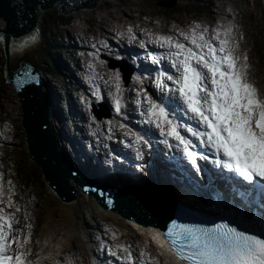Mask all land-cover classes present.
<instances>
[{"label":"snow or ice","instance_id":"obj_1","mask_svg":"<svg viewBox=\"0 0 264 264\" xmlns=\"http://www.w3.org/2000/svg\"><path fill=\"white\" fill-rule=\"evenodd\" d=\"M199 27L181 32L183 41L173 36L154 38V43L168 49L166 55L174 71L157 72L155 86L167 98L162 96L157 100L146 91L138 93L141 115L145 123L159 131L163 137L161 143L171 149L170 140L176 141L177 150L182 151L193 166L198 155L195 149L203 147L212 152L215 164H223L244 181L251 183L256 177L264 180V98L248 82L247 56H243V63L239 62L236 56L239 46L231 25L214 30L215 35L211 37L206 36L207 28L198 33ZM159 59L152 56L154 64H158ZM30 75L27 71L24 73L25 77ZM115 78L119 94L118 72ZM165 81L173 86L169 87ZM30 82L25 78L18 81V86ZM94 94L97 100L101 99L98 92ZM177 108L183 110L185 116L191 114L188 118L194 120L197 127L180 123L175 115ZM115 111L121 112L120 98L115 99ZM181 129L199 141V145L182 134ZM129 133L135 137V144L149 143L142 134L131 129ZM136 151L143 155L140 147ZM14 194L12 181H8L5 190L0 175V264H40V253L33 259L29 246L31 225H25L27 235L16 227L20 223L16 216L20 206L13 201ZM24 218L28 220L27 212ZM164 235L170 251L184 264H264V238L238 230L229 223L204 227L173 220ZM118 247L131 259L128 246Z\"/></svg>","mask_w":264,"mask_h":264},{"label":"rangeland","instance_id":"obj_2","mask_svg":"<svg viewBox=\"0 0 264 264\" xmlns=\"http://www.w3.org/2000/svg\"><path fill=\"white\" fill-rule=\"evenodd\" d=\"M105 1L106 2L105 3L103 2V4L99 2L97 8H95L98 9L97 11L95 9L93 10L94 12H92V10L80 11V12L86 11L87 13L85 14V16L82 15V17L75 18V14H76L75 13L71 23L67 27L54 25L53 20H49L50 25L53 26L54 33L60 34L66 32V30L69 31L79 30V32H81L80 29H75L77 25H80L82 27L81 29H83L82 36L84 35L92 36L94 34L103 33L102 30L108 29L107 26H104L102 27V29H100L101 27L98 24L88 22L90 20V17L88 16L89 13H91V15L93 16L95 12H98L97 16L100 17L101 15L103 17H106L107 15L111 14L110 17L112 19L113 22L112 26L114 28L122 26L121 24L125 22L127 24L138 23L141 25L140 32L144 30H147L149 32L152 31L154 32V30L156 31V28L154 26L155 22L169 23L172 20L178 22H188L191 20L211 21L222 17V19L220 20H222L224 23L225 22L232 23L234 21V17L236 13L235 7L239 8L240 10H244L247 13L248 18L246 17V20H243V22L245 24V29H247L248 41L250 42V50H252L251 52L253 56L254 73H255L254 76L256 78V81H253L252 83L257 89V93L259 94V96L261 98H264V90H263L264 87L263 89L260 87L261 83L264 85V76H262L264 75V69H261L262 67H264V63H261V65L259 64L258 56L256 54L253 45L254 39H256L257 49L259 52H260V46H264V4L262 0H208V1L202 0L204 4H201L202 5L201 8L199 6L193 5L194 3L191 2V0L190 3L188 2V0H108V1L105 0ZM215 2L218 3V5H216ZM163 3H172L173 6L172 8H170V10L177 11L176 14L173 16H169L168 14L171 15V12L165 11L168 8H166L167 6L163 5ZM55 9L56 8L52 10H44L43 16L40 18V28L42 27L44 28L43 20L46 18V16L49 13H55ZM197 10H201L203 13ZM139 12L142 13V17H145L144 20L146 21L132 20L134 19V17H131V15L137 14L138 16ZM85 18L88 21H86ZM144 23L147 25H145ZM4 28H5V23L0 20V30H3ZM109 35H113V33L108 32V36ZM93 37L96 36L94 35ZM41 38L42 37H40V39ZM56 38L57 37L53 38L52 40H55ZM110 39L113 38L111 37ZM0 40L4 41L3 39ZM52 40L46 43L47 48H48V43H51ZM103 42L111 45L108 41L104 40ZM65 43L67 44L68 42ZM2 45L4 46L3 43ZM74 45L76 46L75 47L76 51L82 49L81 44L75 43ZM244 45H245V40H242V46ZM109 50H111V47H108L107 50L104 51H109ZM28 53H35V51L31 50ZM127 53L129 54L130 51L127 50ZM34 56L37 57L36 54ZM38 56H39L37 61V65H39L38 69L43 72L46 68H48L47 60H50V58L47 56L44 50H40V52H38ZM40 56L46 58L47 60L42 61L40 59ZM0 57L2 60L3 54H0ZM21 57L22 56L12 57L13 70L17 67ZM4 58L7 61V57L5 54H4ZM4 80H5L4 72L2 70V67H0V82H4ZM50 82L51 84H53L52 81ZM4 83H5L4 95L1 102L5 110L2 111V113H5L7 115L8 118L7 123L11 125L12 129H14L13 133L16 136V148L20 146L22 147L25 146L27 148L26 133L23 132V127H22L23 113H22L21 100L18 98L17 92L15 91L13 85H11L9 82H4ZM104 100L105 102H107L106 96H104ZM67 102L72 106L75 105V102L71 100H67ZM8 157L9 160L6 161V164L9 165L12 160L9 151H8ZM26 160H28V163H26ZM16 161L19 164L22 163V165L24 166V168H26V170L34 169L29 179L31 180L32 177V179L34 180V187H38V190L36 188L35 190L38 194V198L40 202L38 206V214L41 215V218H39L38 221V225H39L38 229H40V232L39 233L37 232L38 239L36 242H32V240H30V244L33 245L32 248L34 250L33 259H36L35 256L36 253H40L41 256L40 264H57V262L58 264H98L97 261L95 260L93 261V259L89 257L88 252H85L84 248L91 251L90 245L92 244H99L102 247H104L103 245L106 244L108 247H110L111 245H113V243L109 242L105 238L102 237L100 238V236L102 235L99 234L98 232H95L94 226L90 224L92 222L91 218L92 217L102 218L105 223H108L110 226L120 230L121 232L122 229L129 228L128 225L129 221L124 220L121 216H119L115 221L102 216L98 211L97 207L95 206V204L91 200L86 198L78 188L77 189L79 192L77 191V194L80 193L78 196L79 201L73 202L74 207L64 204L59 199L61 197L56 192H53L48 186L45 185L43 179L44 176L42 175L43 176L42 177L39 171L40 168L36 166L29 159L28 152H23L22 154H19V156L16 158ZM70 184L71 186H75L74 183L73 184L70 183ZM107 219L109 222L107 221ZM127 230L128 232H131V230L129 229ZM85 231L87 232V235ZM102 234L105 235L104 232H102ZM126 238L134 239V235L127 233ZM92 239H95V241H92ZM87 240L88 242H86ZM85 242L88 247L85 245ZM121 246H128L131 251V247L129 246V244L123 243ZM119 249L123 250L120 247L116 248V250ZM116 250H114V252H116ZM83 253L84 255L86 254L87 261L83 259ZM110 259L112 258H107V261H110ZM114 263L122 264L121 261H117V260Z\"/></svg>","mask_w":264,"mask_h":264},{"label":"water","instance_id":"obj_3","mask_svg":"<svg viewBox=\"0 0 264 264\" xmlns=\"http://www.w3.org/2000/svg\"><path fill=\"white\" fill-rule=\"evenodd\" d=\"M262 1L264 4V0ZM99 2L100 0H97V4L96 0H0V20L5 23V28L0 31V39L4 40L6 50L8 66L6 79L9 83L14 84L18 98L22 103L23 126L27 134L30 159L41 169L46 184L67 202L74 199L73 191L69 187L71 185L69 177L82 185L90 183L81 170L78 171L70 167L59 154L62 151L58 150L59 147L53 141V134L48 129L50 114L41 92V82H39L37 70L22 63L17 72H12L9 66V51L11 48L25 43L28 39L32 41L33 37H36L34 32L38 29L39 19L43 16L44 10L56 7L61 14L71 16L81 10H93L97 8ZM40 31L41 28L39 35ZM25 70L31 73L29 76L31 82L19 87L18 81L22 80ZM78 189L80 190V188ZM94 195L96 196V194ZM84 196L95 204L102 216L114 221L120 216L116 212L109 213L110 211L99 206L94 197L85 194ZM160 197L163 199L162 195ZM115 198L117 200L115 206L119 207L118 212L121 208H128L124 216L127 218L136 217L135 214H129L130 207L128 206L132 204L131 200L123 199L119 195ZM154 202L157 203V201Z\"/></svg>","mask_w":264,"mask_h":264},{"label":"trees","instance_id":"obj_4","mask_svg":"<svg viewBox=\"0 0 264 264\" xmlns=\"http://www.w3.org/2000/svg\"><path fill=\"white\" fill-rule=\"evenodd\" d=\"M238 11H240L239 8H237ZM172 14V13H171ZM241 20H242V23H243V27L245 28V24L243 22V20H246V17H247V13L244 11V10H241ZM169 16H173V15H170L168 14ZM248 18V17H247ZM49 20H53V24L56 25L57 23L59 24V22H67V21H62L61 20V17H59V14L58 13H49L46 18H45V21H46V31L48 32V22ZM50 23V22H49ZM243 28V32L245 33V29ZM52 29L51 27H49V30ZM248 38V36L246 35V39ZM248 40V39H247ZM254 49L256 51V54L258 56V62L259 64L261 65V63H264V46H260V52L258 51L257 49V41L256 39H254ZM35 53L37 54V52L35 51ZM0 54H3V58L1 60V57H0V67H5L6 66V60L4 58V52H3V48L2 46L0 45ZM27 56L23 57L21 61L23 60H28L29 62H32L34 65L36 66H39L37 65V61H38V58L39 56L35 57L34 56V53H31L30 55L26 54ZM261 69H264V67H262ZM264 76V75H262ZM259 80V78H258ZM4 82H6V79L4 80ZM4 82H0V112L4 111V106L1 102V100L3 99V95H4V87H5V83ZM262 87H264L263 84H261ZM2 93V94H1ZM1 117H4L3 114H1ZM10 142L8 140H5L4 141V150H3V155L5 156V160L8 161L9 160V157H8V151L10 152V157L12 158L11 160V163L7 166L9 168V170L11 171L12 173V176L16 179L17 183L19 184V186L22 187V184H28L30 182V172L31 170H26V168H24V166L21 164H19L17 161H16V158L18 157V153L17 151L14 150L13 146H9ZM21 148V147H20ZM24 152L23 149H20V153L19 154H22ZM26 163H28V160H26ZM34 170V169H33Z\"/></svg>","mask_w":264,"mask_h":264},{"label":"bare ground","instance_id":"obj_5","mask_svg":"<svg viewBox=\"0 0 264 264\" xmlns=\"http://www.w3.org/2000/svg\"><path fill=\"white\" fill-rule=\"evenodd\" d=\"M106 2L105 0H101V2ZM108 1V0H107ZM208 1V0H207ZM211 2V1H210ZM108 3V2H107ZM112 3V2H111ZM115 3V2H114ZM103 4V3H102ZM116 4V3H115ZM204 4V3H203ZM224 4V3H223ZM117 5V4H116ZM222 5V4H221ZM225 5V4H224ZM229 6V5H228ZM108 7V6H107ZM110 7V6H109ZM114 7V6H113ZM116 7V6H115ZM222 7V6H221ZM227 7V6H226ZM113 9V8H112ZM224 9V8H223ZM98 10V9H97ZM96 10V11H97ZM102 10V9H101ZM105 11V10H104ZM229 11V10H228ZM89 12V11H88ZM92 12H94V11H92ZM87 12L85 11V12H78V13H76L75 14V18H78V17H82V15H84L85 16V14H86ZM108 13V12H107ZM132 13H134V12H132ZM98 15V12H95L94 13V15L92 16L91 15V13H89V17H90V20L88 21L86 18V21H88L89 23H95V24H98L101 28L100 29H102V27H104V26H107L108 27V29H103L102 31H103V33L106 35V37H108V32L110 33H113V36H115L116 38H121V40H125V39H128V38H130L131 37V32H134L136 29H137V24H127L126 22L125 23H123V24H121L122 26H120V27H113L112 26V19H111V14H109V15H107L106 17H103L102 15H101V17L100 16H97ZM147 15V14H146ZM122 16V15H121ZM152 17V16H151ZM112 18H114V17H112ZM138 18L140 19V20H142V21H146V20H144L145 19V17H142V13H138ZM217 18V17H216ZM226 19V18H225ZM119 20V19H118ZM125 20V19H124ZM159 20V19H158ZM160 21V20H159ZM152 22V21H151ZM150 22V23H151ZM149 23V22H148ZM226 23V22H225ZM142 24V23H141ZM145 24V23H144ZM76 25V24H75ZM118 25V24H117ZM145 25H147V24H145ZM96 26V25H95ZM71 27V26H70ZM75 27V26H74ZM150 27V26H149ZM82 27L80 26V25H77V27H75V29H80L81 30V32L83 33V29H81ZM98 28V27H97ZM106 28V27H105ZM141 28V27H140ZM146 28V27H145ZM99 29V28H98ZM129 29H131V32H129ZM93 30V29H92ZM95 30H96V27H95ZM94 30V31H95ZM2 31V30H1ZM79 31V30H78ZM99 31V30H98ZM155 31V30H154ZM94 33H96V32H94ZM100 33V32H99ZM84 35V34H83ZM95 35V34H94ZM94 35H92V36H94ZM85 36V35H84ZM41 37V36H40ZM32 40H35V39H32ZM40 40V39H39ZM53 41V40H52ZM58 41H60V40H58ZM35 42V41H34ZM34 42H29L27 45H28V47H26V51L28 50V49H30L31 47H33V45H34ZM62 43H64L63 41H61ZM67 46H68V43H67ZM71 49H74L75 50V45H73V46H69ZM108 47H111L110 45H108V44H103L102 45V47H101V49H102V51H104V50H107V48ZM22 47H19V49H21ZM16 51H18V50H16ZM127 54V53H126ZM128 55H131V54H128ZM133 56V55H132ZM158 69V68H157ZM106 103V102H105ZM48 110H49V114H50V116H53L52 115V112H51V110L49 109V107H48ZM181 169H184V168H181ZM70 180V179H69ZM216 197H217V195L215 194L213 197H211L210 199H211V204L210 205H212L213 206V208L212 209H214V210H217V211H220V214H223V215H226V216H229V217H231V218H234V219H239V221H241V222H243V223H245L247 226H249L250 228H255V224H254V221H245V220H247L246 219V216L244 215L245 213H247L244 209H242L241 207H239L238 205H236V207H237V209H238V211L241 213H231V212H229V211H227V210H224L223 209V207H220V208H217L216 206H215V200H216ZM120 223H121V221H120Z\"/></svg>","mask_w":264,"mask_h":264},{"label":"clouds","instance_id":"obj_6","mask_svg":"<svg viewBox=\"0 0 264 264\" xmlns=\"http://www.w3.org/2000/svg\"><path fill=\"white\" fill-rule=\"evenodd\" d=\"M82 11V10H81ZM84 11V10H83Z\"/></svg>","mask_w":264,"mask_h":264}]
</instances>
